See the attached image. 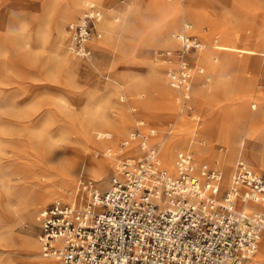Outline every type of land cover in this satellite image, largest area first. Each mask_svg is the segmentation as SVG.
<instances>
[{
  "label": "rangeland",
  "instance_id": "rangeland-1",
  "mask_svg": "<svg viewBox=\"0 0 264 264\" xmlns=\"http://www.w3.org/2000/svg\"><path fill=\"white\" fill-rule=\"evenodd\" d=\"M67 1L72 0H0V264H32L33 257L28 256L21 241L28 235L36 236L42 253L38 215L56 198H64L61 187L74 190L85 176L107 185L117 158L142 152L138 149L133 154L126 146L122 152L118 151L138 120H145L144 127L157 130L150 140L160 146V135L169 134L173 129L171 122L175 118L184 120L185 129L176 141L173 162L179 150L190 148L198 164L206 161L223 171L224 185L230 182L239 158L248 161L258 174H264V135L255 136L252 131L255 128L264 130V55L260 54L261 49L264 51V0H248V3L234 0L237 5L233 10V16L237 17L235 23L229 17L231 0H209L227 19L220 23L218 17L209 13L211 7L204 8L208 14L198 25L209 29L206 39L194 25L195 31L207 42L206 48L198 54V64L204 66L202 59L208 49L228 61L219 71L204 66L205 72L212 77L208 88L218 89L217 84L222 79L233 77L234 61L241 63L239 82L252 86L251 92L238 100H228L217 90V98L212 103L216 118L213 125L230 121L226 109L237 111L232 135L225 131L212 133L205 126L203 104L195 88L191 104L200 119L183 106L181 108L177 90V94L166 95L171 87L165 67L156 55L160 49L174 44L177 31L170 36L162 32L167 14L156 8V0L155 16L147 23H144L148 15L147 2L132 4L130 11L123 15L119 10H108L105 4L92 0L101 8L104 17L109 15L114 20L117 14L121 19L116 22L120 25L115 32L104 33L102 38L98 37V31L94 34L90 59L77 56L70 49L68 24L79 18V14L73 16L63 10ZM83 1L80 0V13ZM164 1H178L174 6L181 13L182 3L187 0ZM234 26L262 39L261 46L253 39L248 43V47L258 48L256 54L244 52L241 55L237 50L224 48L223 42L230 39L229 32ZM225 27L224 33L222 28ZM25 40L28 45L22 44ZM64 52L77 63L74 69L69 68V64L59 63ZM260 61L261 66L258 65ZM152 64L158 68H153ZM198 74L196 68L194 76ZM104 97L106 100L102 99ZM165 102L172 108L166 109ZM253 103L257 107H253ZM98 106L113 117L124 113L121 131L109 127L94 129L98 123L89 111ZM198 126L203 130L204 139L197 135L192 138L193 129L196 132ZM86 127H90L88 137L84 133ZM97 130L111 135L99 136ZM197 141L205 143L201 145L205 149L212 148L217 154L214 161L210 155L207 158L199 156L195 149ZM229 143L233 147L230 161L226 163ZM70 152L80 156L78 174L67 180L61 169ZM45 184L54 185L57 193L46 201L33 200L28 189H38V185ZM40 258L49 259L43 254Z\"/></svg>",
  "mask_w": 264,
  "mask_h": 264
},
{
  "label": "built area",
  "instance_id": "built-area-1",
  "mask_svg": "<svg viewBox=\"0 0 264 264\" xmlns=\"http://www.w3.org/2000/svg\"><path fill=\"white\" fill-rule=\"evenodd\" d=\"M103 14L95 1L68 24L70 49L92 58L90 40ZM186 22L176 47L157 51L168 85L193 114V76L197 53L206 42ZM155 128L138 120L121 146L138 139L141 156L116 161L107 185L85 176L71 199L56 198L38 215L42 254L59 264H258L256 254L264 233V174L248 161H236L231 180L223 171L197 163L190 148L178 151L175 169L164 164L162 148L150 140ZM110 136V133H103ZM257 204L259 206H257Z\"/></svg>",
  "mask_w": 264,
  "mask_h": 264
},
{
  "label": "bare ground",
  "instance_id": "bare-ground-1",
  "mask_svg": "<svg viewBox=\"0 0 264 264\" xmlns=\"http://www.w3.org/2000/svg\"><path fill=\"white\" fill-rule=\"evenodd\" d=\"M89 1H92V0H86L84 2V8L86 7L87 2H89ZM97 1H100V0H97ZM176 3H178V1H173V2L168 3V2H165L164 0H156V8H158L161 11H165L167 14V17L164 20L162 28H161L162 32L165 34V36H170L172 33H174V31H177L178 28L180 27V22L183 19L186 20V19L190 18L195 23H197V24L200 23L208 14V10L207 11L204 10V8H206V7H211L209 13H213L214 15H216V17H218L220 23H222L224 21V19H227V18H224V16L219 12V10L217 8H215L212 4H210L209 0H187L186 2L182 3L181 13H177V11L175 9L174 5ZM63 10H68L69 15H73V16L74 15L76 16L78 14L80 15L81 13H82L81 14V16H82L85 12V9H83V12L80 13V0H72L69 2L67 1V3L63 6ZM121 13L124 15L126 12L121 11ZM182 16H183V18H182ZM103 17L101 18V20L98 24V32H99L98 37H101V38L103 37L104 33L108 34V33L115 32V30L120 25L119 23H116V22L121 19V16L117 15V14L115 15L114 20H111L109 15L104 17V18ZM229 17H231V16H229ZM222 29H223L224 33H225V30H227L226 27L222 28ZM245 30L243 28L234 26V30L232 29L229 32L230 33V35H229L230 39L226 42H223L224 48H226V49L230 48L232 50H237V51H239V53L241 55H243L244 52H246L247 54H256L258 48L248 47V43H249V41H251L253 39L254 41H257V46H261V44L263 43L262 39H260L259 37L256 38L255 34H252V33L248 34L246 32L247 30L246 31ZM218 34L220 36H222L220 33H218ZM22 44L28 45V41L25 40V42ZM177 44H178V42H177ZM204 49H202L201 51H203ZM210 50L211 49H208L206 51V53L202 59L204 66L210 67V68L211 67L216 68L219 71L222 68H224V65H226V62H228V61L222 59L216 52H212ZM200 52L197 53V57H198V54ZM260 54L264 55V51L262 49L260 50ZM70 59L71 58H70L69 54L67 52H64L62 54L61 59L58 61L61 65L69 64V68L74 69L76 67L77 63L71 61ZM160 62L162 63V61H160ZM155 64H152L153 68H158V66H156ZM248 64H250V63L248 62ZM258 65L261 66V61L258 62ZM232 66L234 67L233 68L234 69L233 77L230 80L229 79L228 80L222 79L220 81V83L217 84L218 89L217 88H214V89L208 88L209 83L212 80V77H210V80H206L204 78V74H202L201 72H199V74L197 76L193 77L194 88H195V91L199 97L200 103L203 104L204 114L206 116V121L204 122V123H206L205 126L210 128L209 130L212 133H214V132L223 133L225 131V134L232 135L233 131L236 129V124L234 122V119H235V115H237L236 114L237 111L233 112V109L231 110L229 108L226 109V115H228V118H230V121H228V122L223 121V122L219 123L216 127H215V125H213L216 118H215V115L213 114L212 103L217 98V95H218L217 90L222 91L223 97H225L228 100L242 99L246 92L250 93L252 90V86L250 85V83L249 84L248 83L242 84L241 82H239L238 76H239V72H240V68H241V63L239 61H234L232 63ZM118 84H119V82H117V85ZM173 94H177L176 90L173 88H170L166 92V95H173ZM102 99L106 100V97H104ZM177 101H178V98H177ZM164 105H165L166 109L172 108V105L168 102H165ZM253 107H257V104L253 103ZM181 108H182V104H181ZM183 109H186V108L183 107ZM160 113L162 114V110L160 111ZM89 115L92 117V119H94L98 123V127H94V129H103V128L109 127V128H112L113 131H116V132L122 130V122L125 118V115L123 112H120L118 114L119 117H113L110 114H108L107 112H105L103 109H101L100 106H98L95 110L89 111ZM154 115L155 114H152V116H154ZM143 121L145 122V120H143ZM171 124L173 126V129L169 132V134L160 135L159 138L161 140L159 143L161 144V147H162V157L164 160V164L167 166V168L174 170L175 169V162H173V157H174V151L176 150L175 145H176V141L178 140V138L181 137L180 134H182V132H184L185 122L182 119H176L175 118V120H173L171 122ZM201 131H203V130H201L199 128V126L197 127L196 132H195V128H194L192 138L196 137V135L200 137ZM104 132H105V130H97V135L99 134V136H100ZM84 133H85L86 137L90 136V127L89 128L86 127L84 129ZM105 133H109V132H105ZM131 141L132 140H130V142L124 146L120 145L118 151L122 152L124 150L125 146H126V149L130 152L132 151L133 154H134V152L138 151V149H142L139 140L137 142H135L136 140H133L132 142ZM199 142L200 141H197V145H196V150L198 151L199 156L202 158H207V156L210 155L211 156L210 158L212 159V161H214L217 154L210 147H209V149L203 148L200 144H198ZM201 143H203V142H201ZM228 145H229L230 150L227 153L226 163H229V161H230L231 149L233 147L231 143H229ZM192 146H193V144L190 145V147H192ZM80 149H82V148H80ZM141 155H142V152L140 154L131 155V156H141ZM79 156H80V154L76 155L75 153H71V152L66 155L65 160H64L65 163L61 169L62 170L61 174L63 177L67 178V180H68V178H74V176H76L78 174V158H79ZM118 159L119 158H117L116 161ZM115 164H116V162H115ZM262 167L264 169V162L262 164ZM114 168H115V166H114ZM69 180L71 181V179H69ZM79 181H78V183H79ZM78 183L74 187V190L61 187V189L63 191L62 193L64 195V198L71 199L74 197V192L78 188ZM38 186H39L38 189H36V188L35 189L34 188L28 189L29 190L28 194L33 200H34V198L35 199L40 198L43 201H46L48 199H51L57 193V190L55 189L54 185H52V184H45V185H38ZM257 206H259V205L257 204ZM31 215H32V213H31ZM21 241H22V246H24V248L28 251V256L33 257L31 259L32 264H58L57 257H48L49 259L40 258L42 253L39 251L40 243L38 242V239L36 238V236L28 235L27 237H23ZM257 255L259 258H257ZM256 259H257L258 264H264V233L262 234L260 241H259V247H258V251L256 254ZM2 264H10V263L4 262Z\"/></svg>",
  "mask_w": 264,
  "mask_h": 264
},
{
  "label": "crops",
  "instance_id": "crops-1",
  "mask_svg": "<svg viewBox=\"0 0 264 264\" xmlns=\"http://www.w3.org/2000/svg\"><path fill=\"white\" fill-rule=\"evenodd\" d=\"M86 0H84L83 1V3H82V7H81V12H83V9H84V2H85ZM97 1V0H96ZM154 1L155 0H100V2L101 3H103V4H105L106 6H107V8H108V10H112V9H115V10H119V11H124V12H126V11H130V9H131V5L132 4H136V2H147V3H149L148 4V7H147V19H146V21H144V23H147V21L148 20H150V19H152L154 16H155V13H154V9H153V6H154ZM233 3V5L232 6H230V9H232L231 10V12H230V16H231V18H232V21L235 23L236 22V16H233V10L236 8V3H235V1L234 0H231ZM245 2L244 3H248L247 1L248 0H244ZM136 5H138V4H136ZM177 13H180V12H178L177 11ZM82 14V13H81ZM81 14L79 15V18H80V16H81ZM232 14V15H231ZM215 17H216V15H214ZM78 18V19H79ZM145 19V18H144ZM76 20H77V18H76ZM143 22V21H142ZM186 22H191L192 24H193V28H192V31L194 32V33H196V34H198L196 31H195V28H194V25L196 26V27H198L199 29H200V31H202V33H203V35H204V37H205V39H206V34L209 32V29H203V27H204V25H198L197 23H195L193 20H191V19H186V20H184L183 21V24H182V26H181V28H179L178 30H177V32L178 31H180V30H182L183 29V27H184V24L186 23ZM98 24V23H97ZM97 28H98V25H97ZM176 32V33H177ZM176 33H175V35H176ZM199 35V34H198ZM204 41H205V39L201 36V35H199ZM92 40V39H91ZM156 40V39H155ZM206 42V41H205ZM207 43V42H206ZM178 44H177V41H176V38H175V42H174V44L173 45H171V46H169V47H165V48H172V47H176ZM90 46L92 47V45H91V41H90ZM93 48V47H92ZM162 49H164V48H162ZM165 67V66H164ZM204 78H205V76H204ZM212 81V80H211ZM193 92H194V81H193ZM193 98V97H192ZM263 109H264V105H263ZM252 131L253 132H255L256 133V135L255 136H263L264 135V130L262 129H259V128H255V129H252ZM200 136H201V138H203L204 136H202V134H200ZM204 139V138H203ZM198 144H200V145H204L203 143H201V142H199ZM196 149V148H195ZM41 242V241H40Z\"/></svg>",
  "mask_w": 264,
  "mask_h": 264
}]
</instances>
